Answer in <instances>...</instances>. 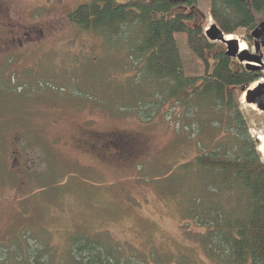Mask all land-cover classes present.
Returning <instances> with one entry per match:
<instances>
[{
  "label": "rangeland",
  "instance_id": "1",
  "mask_svg": "<svg viewBox=\"0 0 264 264\" xmlns=\"http://www.w3.org/2000/svg\"><path fill=\"white\" fill-rule=\"evenodd\" d=\"M91 1L0 0L2 15L13 24L6 38H20L8 59L0 57V88L11 89L0 90V264L60 258L69 239L80 234L125 247L135 262L180 264L185 257L188 264H215L182 235L177 191L166 179L177 164L195 156L192 140L166 122L143 123L88 102L79 107L78 98L48 89L62 87L64 78L78 71L92 78L95 88L88 63L119 64L121 52H93L89 37L67 20ZM197 11L206 17L205 29L214 24L207 3L200 2ZM29 31L36 45L26 42L23 33ZM232 37L249 54L262 56L264 74V47L256 53L243 33ZM243 99L241 92L240 111L264 162V114ZM106 138L133 141L124 155L116 142L101 151Z\"/></svg>",
  "mask_w": 264,
  "mask_h": 264
},
{
  "label": "trees",
  "instance_id": "2",
  "mask_svg": "<svg viewBox=\"0 0 264 264\" xmlns=\"http://www.w3.org/2000/svg\"><path fill=\"white\" fill-rule=\"evenodd\" d=\"M200 2L224 36L243 33L251 46L250 33L264 21V0H92L67 20L89 37L93 52H121L119 64L88 63L95 88L78 71L48 89L78 98L79 107L88 102L143 123L177 126L196 148L166 176L177 191L182 235L215 264H264V162L238 102L264 74L246 70L226 56L224 44L208 41ZM103 72L113 74L96 80ZM126 253L80 234L69 239L67 255L26 264H151Z\"/></svg>",
  "mask_w": 264,
  "mask_h": 264
},
{
  "label": "water",
  "instance_id": "3",
  "mask_svg": "<svg viewBox=\"0 0 264 264\" xmlns=\"http://www.w3.org/2000/svg\"><path fill=\"white\" fill-rule=\"evenodd\" d=\"M179 1L174 0V2ZM205 36L212 43L224 44L226 46V56L237 60L246 70L257 72L263 66L262 56L249 54L247 50L240 52L237 40H228L216 25L212 24L206 28ZM250 37L254 41L255 52L258 53L259 49L264 47V21L250 33ZM243 95L247 105L255 106L257 110L264 114V81L252 89L245 90Z\"/></svg>",
  "mask_w": 264,
  "mask_h": 264
},
{
  "label": "flooded vegetation",
  "instance_id": "4",
  "mask_svg": "<svg viewBox=\"0 0 264 264\" xmlns=\"http://www.w3.org/2000/svg\"><path fill=\"white\" fill-rule=\"evenodd\" d=\"M2 12H3V9H0V33H2V34H4L5 35V38L3 39V40H1L2 38H0V57H1V59H2V57H5V58H9L10 57V55H12L13 53H14V51H16V49H15V47L17 46V44H18V41H19V39L20 38H9L8 36V38H6V34H9L10 33V31L12 30V25L13 24H11L10 22H9V18H8V16L7 15H2ZM7 29V31H5V30ZM23 34H25V36L27 37V40H26V42L27 43H30V42H34L35 43V39H33V38H31L30 37V35L32 36V35H35L34 33H33V31H29V34H27V33H23ZM23 34L21 35V36H23ZM37 36L39 37L40 35H38V33H37ZM20 44H21V42H20ZM22 45V47L24 48V50H25V46L26 45H23V44H21ZM35 45H36V43H35ZM6 59V60H7ZM15 73V71H13V72H11V77H13V75H15L14 74ZM26 84V82H23V85H25ZM252 86V84L251 85H249L247 88H246V90H248V89H250L249 87H251ZM0 90H4V91H9L10 92V88H9V86L7 85L6 87H5V89L4 88H0ZM97 140H99V138L97 139ZM130 141H133L132 139H129V140H123V143H122V141H121V139H115V140H113L112 138H106L105 140H104V143L102 144V145H100L101 146V151H103L105 148H107V147H109V146H114V142H116V143H120L121 145H120V149H122L123 150V148H124V155L126 154V153H128V151H127V147L130 145ZM122 150H120V153H122L121 155H123V151ZM121 155H118V154H115V156H117V157H120ZM15 162V159L14 158H12V162Z\"/></svg>",
  "mask_w": 264,
  "mask_h": 264
},
{
  "label": "bare ground",
  "instance_id": "5",
  "mask_svg": "<svg viewBox=\"0 0 264 264\" xmlns=\"http://www.w3.org/2000/svg\"><path fill=\"white\" fill-rule=\"evenodd\" d=\"M227 39L228 40H230V39H234L233 37H231V36H228L227 37ZM245 46H244V44L243 43H239V48H240V52L241 51H243V50H245V48H244ZM254 87V86H253ZM244 100V99H243ZM242 100V101H243ZM251 108H255L254 106H251ZM263 138V137H262ZM261 148H260V152H261V154H263L264 155V138L263 139H261V146H260Z\"/></svg>",
  "mask_w": 264,
  "mask_h": 264
}]
</instances>
